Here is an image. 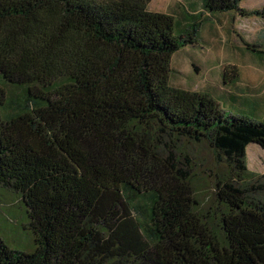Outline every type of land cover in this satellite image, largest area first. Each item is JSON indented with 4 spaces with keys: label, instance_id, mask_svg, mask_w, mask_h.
Instances as JSON below:
<instances>
[{
    "label": "trees",
    "instance_id": "1",
    "mask_svg": "<svg viewBox=\"0 0 264 264\" xmlns=\"http://www.w3.org/2000/svg\"><path fill=\"white\" fill-rule=\"evenodd\" d=\"M151 1L0 0V264H264L247 153L264 103L171 83L173 56L243 0ZM182 140L230 167L208 207Z\"/></svg>",
    "mask_w": 264,
    "mask_h": 264
},
{
    "label": "rangeland",
    "instance_id": "2",
    "mask_svg": "<svg viewBox=\"0 0 264 264\" xmlns=\"http://www.w3.org/2000/svg\"><path fill=\"white\" fill-rule=\"evenodd\" d=\"M187 1L152 0L149 8L172 12ZM240 7L247 10L245 15L223 13L206 20L203 24L206 29L202 26L199 43L187 46L173 56L171 83L174 86L208 91L218 95L224 106L231 102V92L247 94L264 103V53L252 50L254 44L257 49H264V0H243ZM179 146L186 155H182L183 161L191 169L196 198L203 207L212 205L216 182L213 174L229 173L230 167L225 161H218L207 140H182ZM247 153L249 171L255 175L254 182L264 183V149L251 143ZM250 194L264 200V190L251 191ZM1 204L15 214L17 223L23 220L16 192L9 189Z\"/></svg>",
    "mask_w": 264,
    "mask_h": 264
}]
</instances>
